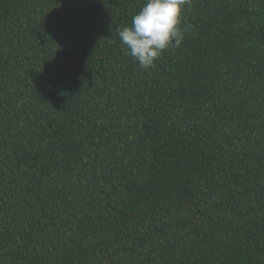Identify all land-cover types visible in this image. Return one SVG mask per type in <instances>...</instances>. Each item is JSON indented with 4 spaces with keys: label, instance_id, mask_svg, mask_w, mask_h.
<instances>
[{
    "label": "trees",
    "instance_id": "1",
    "mask_svg": "<svg viewBox=\"0 0 264 264\" xmlns=\"http://www.w3.org/2000/svg\"><path fill=\"white\" fill-rule=\"evenodd\" d=\"M144 3L0 0V264H264V0Z\"/></svg>",
    "mask_w": 264,
    "mask_h": 264
},
{
    "label": "clouds",
    "instance_id": "2",
    "mask_svg": "<svg viewBox=\"0 0 264 264\" xmlns=\"http://www.w3.org/2000/svg\"><path fill=\"white\" fill-rule=\"evenodd\" d=\"M192 0H145L140 11L131 20V25L117 30L130 55L141 69L156 66L164 51L178 48L191 24H183L182 17Z\"/></svg>",
    "mask_w": 264,
    "mask_h": 264
}]
</instances>
